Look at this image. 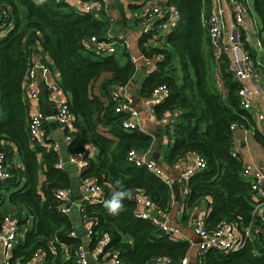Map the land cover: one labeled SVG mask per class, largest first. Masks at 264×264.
<instances>
[{
  "label": "trees",
  "instance_id": "1",
  "mask_svg": "<svg viewBox=\"0 0 264 264\" xmlns=\"http://www.w3.org/2000/svg\"><path fill=\"white\" fill-rule=\"evenodd\" d=\"M95 1L94 8L86 11L67 0H0V25L8 24L6 30L0 26V151L10 172L0 181V231L9 214L21 225L11 264H82L79 248L85 240L77 225L83 214L92 230L90 248L99 238L108 237L99 260L117 258L118 264H154L158 256H164L179 263L191 246L188 239L166 233L150 218L136 215L139 205L134 193L143 191L158 208L170 211L173 190L179 191V184L173 189L147 164L128 159L131 148L152 147L154 136L141 128L123 127L126 114L115 110L112 88L127 84L137 63L125 39L108 36L112 16L104 2ZM158 1L175 13L166 12L154 23V29L140 36L143 54L157 60V68L144 78L140 92L150 95L159 84L168 87L166 98L155 104L160 117L165 110L173 112L166 127L169 141L164 156L177 160L193 152L205 157L206 167L180 184L187 189V206L193 207L203 199L209 202L205 215L208 229L224 220L249 223L254 218L253 190L250 178L241 174L242 157L233 155L232 124L251 129L263 148L264 133L256 126L252 112L240 103V83L227 61L221 65L226 91L214 75L206 24L212 1ZM252 3L264 62V0ZM171 19L174 22L170 26ZM93 36L115 41V50L100 53L90 48L88 41ZM152 38L154 43L148 44ZM242 38L255 54L244 31ZM33 45H40L38 53L57 72L58 84L74 115L72 126L64 134H70L67 153L83 151L87 160L78 179L93 180L103 189L98 199L84 200L76 214L61 208L66 201L59 199V191L73 187L75 182L70 167L60 163L65 149L56 145L55 137H49L50 121L45 119L41 135L29 130L32 105L24 92L29 61L37 54ZM102 75L98 85L101 93H97L95 81ZM117 193L129 195L121 201L119 215H112L105 203ZM75 231L78 233L73 234ZM255 246L260 253L255 252ZM204 259V264H264V241L258 238L256 243L237 250L211 247Z\"/></svg>",
  "mask_w": 264,
  "mask_h": 264
},
{
  "label": "built area",
  "instance_id": "2",
  "mask_svg": "<svg viewBox=\"0 0 264 264\" xmlns=\"http://www.w3.org/2000/svg\"><path fill=\"white\" fill-rule=\"evenodd\" d=\"M62 1V0H58ZM84 6L80 4L74 7L79 10H92L95 4V0H84ZM100 3L105 0H98ZM149 1L147 9L142 10L140 13L141 20L144 22L142 25L143 31L148 32L154 29V23L164 16L166 12L175 13V10L169 7L165 2H159L158 0ZM211 10L207 15V30L209 32L212 56L214 59V75L219 85H223L221 65L224 61H227L229 68L232 70L235 78L239 81L240 87L238 89V95L242 106L248 110L253 109L255 116L260 120L264 119V110L260 109L256 105V99L260 97L261 87L258 83V78L261 76V72H264V62L262 60V50L259 40L253 41L257 47L253 44L251 46L256 49L257 52L253 54L249 50L243 41L242 34L251 36L254 30L258 38V22L253 14L254 10L248 5V3L241 0H211ZM106 6V5H105ZM107 9V8H106ZM252 19V21H251ZM250 21V22H249ZM174 20L169 21V25L173 24ZM168 25V26H169ZM1 30H6L7 25L1 24ZM159 28H163L159 26ZM144 29V30H143ZM252 29V31H250ZM164 30V28H163ZM110 33V32H109ZM108 33V36L110 34ZM255 34H252L254 36ZM117 37V36H116ZM110 36L111 39L116 38ZM154 43V38L148 41V44ZM115 41L99 40L93 36L88 41L90 48L100 53H109L115 50ZM127 45V41H126ZM128 46V45H127ZM33 50L37 53L29 61L27 78L25 79L26 90L24 95L29 103L32 105V111L29 121V130L32 134L41 135L44 131L45 119L52 118L60 125L63 133V140L68 141L70 134H64L66 128L71 127L74 121V115L70 111L67 99L63 96L64 91L59 86L58 82L50 81L51 69L47 61L43 58L39 52L40 45H33ZM134 61L137 63L139 57L133 55ZM40 84L47 85L52 98V104L54 108V114L51 116L46 115L44 110L39 106H34V101L39 97ZM125 85H116L112 88L111 98L116 101L115 110L118 112H124L126 118L122 121V126L131 128H141V122L139 120V112L136 105L132 102L128 96V92ZM168 94V87L166 84H159L154 87L150 94V98L153 103L162 102ZM170 111L165 110L161 117V122L167 125L170 122ZM237 123L232 124V128H236ZM52 136L51 133L49 137ZM56 145L60 146V141L56 140ZM196 154V153H195ZM151 153L149 149L140 151L133 147L128 152V159L136 164H147L153 171L164 177V170L160 166L154 165L153 162L148 160V156ZM233 155H239L237 151L233 150ZM68 159L64 160V154L60 161L61 164L71 163L77 167V172L87 164V160L84 157L83 151H74L67 153ZM186 158V156L184 157ZM183 159V158H180ZM206 167L205 157L196 154L193 161L186 167L184 174L180 177V181L188 178L195 171ZM241 174L247 176L251 180L252 195L254 198V218L243 225L237 221L224 220L218 227L214 229H208L206 227L205 217L196 216L194 219V230L199 235L200 241L198 242L199 249L202 253L207 252L211 247H219L227 250H237L244 247L248 243H256L258 238L264 241V160L260 164L248 161L243 162V169ZM10 176V172L4 163V152L0 151V181L6 180ZM83 192L81 195V201L79 202V209L82 206L84 200H96L102 193L103 189L100 185L90 179L82 180L77 186ZM81 192V193H82ZM187 192V189H185ZM75 185L73 187L61 189L58 193L59 199L66 201L61 205L62 210L68 214H76L73 210L77 204V198L74 196ZM174 193V191H173ZM139 208L136 210V215L140 217L150 218L162 231L170 234H178V228L175 227L170 221V211L158 208L152 197L143 191H137L134 193ZM154 209V212H151ZM79 211H77L78 213ZM80 228L85 229L87 239L84 244L79 248V255L82 264H118L117 258H103L98 259V254L104 248L108 241L107 236H103L97 240L96 245L90 248V234L92 233L91 227L86 223V214L82 215ZM77 234L78 231L72 232ZM21 237V225L18 220L9 214L5 217V227L0 231V238L3 239L4 245V264H11L10 258L12 254V248L20 240ZM88 245V249L85 247ZM255 252L260 253L258 246L254 247ZM188 255L184 256L179 263H173L168 257L158 256L154 264H188Z\"/></svg>",
  "mask_w": 264,
  "mask_h": 264
},
{
  "label": "crops",
  "instance_id": "3",
  "mask_svg": "<svg viewBox=\"0 0 264 264\" xmlns=\"http://www.w3.org/2000/svg\"><path fill=\"white\" fill-rule=\"evenodd\" d=\"M67 1L70 2L73 6L77 4H80V6H84L83 3L85 2L84 0ZM148 3L149 1L147 0H105L106 8L109 14L112 16V28L109 34L112 37L117 36L119 38L125 39L132 56L136 55L139 57V60L137 61L136 71L133 77L127 83V86H124V88L128 89V96L129 98H131L132 102L138 109L141 129L148 133H151L154 136V144L149 148L151 155L148 156V160L153 162L154 165L163 168L164 178L170 183L172 187L174 184L173 189L175 188L176 184H179V191L176 192L175 189L173 190L174 193L173 202L170 209V221L175 227L178 228L177 235L184 239H188L191 242V246L187 254L189 257L188 264H204L207 259H204V253L201 252L198 246L200 237L194 230V219L196 216L205 217L210 209L209 202L206 199H203L196 203L193 207L187 206L185 203L186 187L183 188V186L180 184L181 181L179 180L180 177L184 174L186 167L195 158L196 154L191 152L187 154L186 158L177 160H169L165 158L163 150L164 147L167 146V143L169 141L168 134L166 132L167 125L161 122V117L157 114L155 104L150 98V95H144L140 92V87L144 78L147 76V74H149V72L157 68V60L151 56H145L139 45L140 36L143 34L142 25L144 24V22L141 20L140 13L142 12V10L147 9ZM247 3L253 9L252 0H247ZM253 15L257 20L256 14ZM250 31H252V29H250ZM252 34H255L254 30L252 31ZM251 36V42L253 43V45H256V43L252 41ZM258 38L257 34H255L254 40L257 41ZM214 67L215 63H213V72ZM104 75H102L97 81H95L94 90L97 93H101L98 85L100 84L101 79ZM57 78V72L51 70L49 78L50 81L58 82ZM258 83L261 87V94L255 102L260 109L264 110V72H261V76L258 78ZM220 87H222V89L226 91V87L224 84L220 85ZM63 96L66 98L65 93H63ZM47 99L49 100L51 107L53 108L52 98L47 85L40 84L39 97L36 101H34V106H39L44 110L43 103ZM250 111L252 112V115L256 122V126L264 133V119L260 120L259 118H257L253 109H250ZM170 116H173L172 111H170ZM48 120L51 121L54 119L49 117ZM50 127L51 135L58 140L57 134L59 133V131H62L60 125L55 129L51 125ZM158 135H161L163 139L159 157L158 159H155L153 157V151L157 142L156 138ZM233 135V148L237 151L239 156L242 157L243 162L251 161L256 164H260L264 160V148L261 143H259L254 138V134L251 129L245 128L243 126H237L233 131ZM63 143L66 144V141H63ZM63 143L60 142L61 148L65 149L66 151V147H63ZM93 149L94 147H92V150ZM140 151H144V149ZM66 164L70 167V169L76 170L75 165L71 163ZM76 174L77 170L75 173H73V176L76 177ZM81 192L82 191L75 188L74 196L76 198L80 197L78 195ZM154 211V209H151V212ZM4 250L3 239L0 238V264H4Z\"/></svg>",
  "mask_w": 264,
  "mask_h": 264
},
{
  "label": "water",
  "instance_id": "4",
  "mask_svg": "<svg viewBox=\"0 0 264 264\" xmlns=\"http://www.w3.org/2000/svg\"><path fill=\"white\" fill-rule=\"evenodd\" d=\"M43 106H44V112H45L48 116H51V115L54 114V109L51 107V104H50V102H49L48 99L44 101ZM50 125H51L54 129H55V128H58V126H59L56 120H51V121H50ZM57 138H58V140H59L61 143H63L64 140H63V133H62V131H59V133L57 134ZM162 139H163V137H162L161 135H158L157 138H156V141H157V142H156V145H155V147H154V151H153V157H154L155 159H158V157H159V153H160V150H161V147H162ZM63 144H64L63 147H67V145H66L65 143H63ZM63 150H64V149H63ZM63 154H64V160H67V159H68L67 151H64ZM71 170H72L73 173H75L76 170H77V167H76V170H73V169H71ZM77 171H78V170H77ZM77 174H78V172H77ZM77 174H76V177H75V176L73 177V178H74L75 185H76L75 188H77V186H79V183H80ZM173 187H174V184H173ZM173 187H172V188H173ZM82 194H83V192L80 193L78 196L81 197ZM80 197H77V204H76L75 207L73 208V210H74L75 212L79 211V202L81 201V198H80ZM75 220H77V217H75ZM77 228H80V224L77 225ZM78 230H79V232H80V235L83 236V239L86 240V239H87V236H86V230H85V229H78ZM85 247L88 249V245H85Z\"/></svg>",
  "mask_w": 264,
  "mask_h": 264
},
{
  "label": "clouds",
  "instance_id": "5",
  "mask_svg": "<svg viewBox=\"0 0 264 264\" xmlns=\"http://www.w3.org/2000/svg\"><path fill=\"white\" fill-rule=\"evenodd\" d=\"M129 195V194H127ZM124 193H117L111 198V200L105 203V208L112 215H119L120 211L123 209L121 201L127 196Z\"/></svg>",
  "mask_w": 264,
  "mask_h": 264
},
{
  "label": "rangeland",
  "instance_id": "6",
  "mask_svg": "<svg viewBox=\"0 0 264 264\" xmlns=\"http://www.w3.org/2000/svg\"><path fill=\"white\" fill-rule=\"evenodd\" d=\"M251 21H252V19H251ZM252 37V41H254L255 42V40H254V36H251ZM246 40L248 41V42H250V44H253L252 42H251V39H250V35L249 34H247L246 35ZM255 47H257V45H254ZM253 46V47H254ZM206 48H207V50H208V46L206 45Z\"/></svg>",
  "mask_w": 264,
  "mask_h": 264
}]
</instances>
